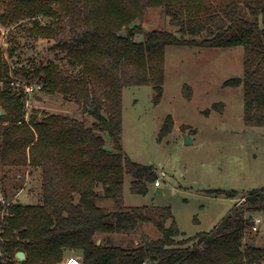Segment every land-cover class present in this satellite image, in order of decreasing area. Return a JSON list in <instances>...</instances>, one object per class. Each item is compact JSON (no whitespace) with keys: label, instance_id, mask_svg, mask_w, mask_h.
I'll list each match as a JSON object with an SVG mask.
<instances>
[{"label":"trees","instance_id":"trees-1","mask_svg":"<svg viewBox=\"0 0 264 264\" xmlns=\"http://www.w3.org/2000/svg\"><path fill=\"white\" fill-rule=\"evenodd\" d=\"M148 9H161L173 30L151 29L136 41ZM32 17L25 35L49 42L50 50L64 54L67 68L53 60L22 67L10 34L9 58L18 67L13 74L30 79L32 71L42 93L72 99L92 122L36 110L26 118L25 95L10 86L11 63L0 48V164L38 169L41 177V202L13 203L0 219L1 260L59 264L66 253H78L82 264H264V247L248 237L254 214L264 215V188L244 194L210 231L180 239L170 207L123 204L125 174L136 194H146L158 174L132 161L121 141L122 90L151 85L158 103L168 45L241 46L242 75L225 85L243 86L244 125L264 127V0H0V25L17 27ZM184 89L190 98V88ZM214 107L222 111L223 104ZM173 123L168 115L160 138ZM144 224L160 236L143 232L135 244L131 236ZM114 235L127 238L115 243ZM17 251L24 261L16 260Z\"/></svg>","mask_w":264,"mask_h":264},{"label":"rangeland","instance_id":"rangeland-1","mask_svg":"<svg viewBox=\"0 0 264 264\" xmlns=\"http://www.w3.org/2000/svg\"><path fill=\"white\" fill-rule=\"evenodd\" d=\"M34 18L20 21L17 27L0 25V48L5 58L18 68L8 52L12 46L10 34H14L13 54L22 67L42 66L53 60L67 68L63 53L50 50L46 40L25 35V28H30ZM35 19L44 21L40 16ZM140 28L141 32L134 37L136 41H144L145 32L151 29L173 30L161 9H148ZM242 72L241 46L168 45L165 47L163 92L158 103L154 102L156 93L151 85L126 86L122 90V149L132 161L151 165L158 174V185L149 183L146 194L133 193L130 189L133 178L125 174L123 204L127 207H170L182 233L180 239L210 231L235 203L243 201L244 194L264 188V127L244 125L243 86L225 85L227 80L241 77ZM29 77L21 78L35 83L32 71ZM185 86L190 88V98L186 96ZM218 103L223 104L222 111L215 109ZM34 110L84 120L88 125L92 122L72 99H64L61 94L46 95L40 90L29 94L25 104L26 118ZM168 115L173 119V129L160 138V129ZM185 135L192 139L191 144L184 143ZM215 189L235 191L237 195L230 198L209 192ZM0 199L10 205L16 202L39 204V170L8 168L0 164ZM0 205L1 219L8 208L1 202ZM254 217H259L261 223L258 231L248 237L254 244L264 247V215L256 213ZM143 232L151 238L160 236L156 228L144 224L135 236H131L135 244ZM113 238L118 243L127 237L114 235ZM68 256L81 257L78 253H66L59 264Z\"/></svg>","mask_w":264,"mask_h":264},{"label":"built area","instance_id":"built-area-1","mask_svg":"<svg viewBox=\"0 0 264 264\" xmlns=\"http://www.w3.org/2000/svg\"><path fill=\"white\" fill-rule=\"evenodd\" d=\"M15 69H16L15 66L11 64L10 68H9V74H10V78H11L10 86L13 87L14 89H16L18 91H22L24 93V95H25L24 102L26 104L28 95L35 92V91L40 90L41 85L38 83H30L25 78L16 77L13 74ZM155 185H158V180L155 182ZM0 202L5 208L10 205L4 199H0ZM260 223H261V219L259 217L254 218V223H253V226L251 228L253 232L258 231V228H259L258 226ZM0 264H6V262L1 260ZM61 264H82V261H81V258L78 256H68L64 259V261Z\"/></svg>","mask_w":264,"mask_h":264},{"label":"water","instance_id":"water-1","mask_svg":"<svg viewBox=\"0 0 264 264\" xmlns=\"http://www.w3.org/2000/svg\"><path fill=\"white\" fill-rule=\"evenodd\" d=\"M120 35L122 37L125 36L124 30L121 31ZM1 114H2V112H1ZM184 143L185 144H191L192 143V139L188 135H185ZM157 191L161 192V190L159 188L157 189ZM97 243H99V241ZM252 245H254V243H252ZM15 257H16V260L18 262H22V261H24L26 259V255H25V253L23 251H17L16 254H15Z\"/></svg>","mask_w":264,"mask_h":264},{"label":"crops","instance_id":"crops-1","mask_svg":"<svg viewBox=\"0 0 264 264\" xmlns=\"http://www.w3.org/2000/svg\"><path fill=\"white\" fill-rule=\"evenodd\" d=\"M158 189V188H157Z\"/></svg>","mask_w":264,"mask_h":264}]
</instances>
